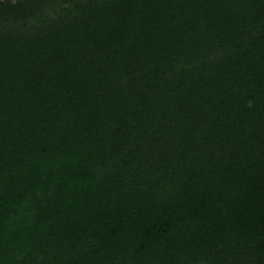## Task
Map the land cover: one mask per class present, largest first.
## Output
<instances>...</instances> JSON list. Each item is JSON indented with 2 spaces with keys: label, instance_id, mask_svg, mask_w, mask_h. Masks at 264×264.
Returning a JSON list of instances; mask_svg holds the SVG:
<instances>
[{
  "label": "trees",
  "instance_id": "1",
  "mask_svg": "<svg viewBox=\"0 0 264 264\" xmlns=\"http://www.w3.org/2000/svg\"><path fill=\"white\" fill-rule=\"evenodd\" d=\"M0 264H264V0H0Z\"/></svg>",
  "mask_w": 264,
  "mask_h": 264
}]
</instances>
